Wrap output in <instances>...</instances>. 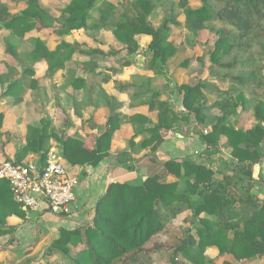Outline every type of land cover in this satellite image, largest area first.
Returning a JSON list of instances; mask_svg holds the SVG:
<instances>
[{
	"label": "trees",
	"instance_id": "obj_1",
	"mask_svg": "<svg viewBox=\"0 0 264 264\" xmlns=\"http://www.w3.org/2000/svg\"><path fill=\"white\" fill-rule=\"evenodd\" d=\"M198 1L199 6L193 8L187 0H118L117 4L102 0L91 26L109 27L120 48L82 49L77 42L60 40L51 50L37 40L31 49L21 51V59L26 62L47 61L50 75L64 69V61L73 53L85 57L79 63L82 74L71 76L73 90L81 91L80 99L72 98V106L80 116L81 108L92 106L99 98L107 115L104 129L93 134L90 147L78 138L65 136L47 118H41L36 125L28 126L25 144L14 153L17 161L34 154L42 163L50 141L54 140L60 144L61 154L70 166L95 167L110 157L111 137L121 123L127 122L133 134L114 158L117 165L132 170L135 151L147 150L145 155L154 152L161 142V131L171 130L177 121L190 116L206 130L198 134L204 145L203 155L208 158L222 146L230 148L229 162H223L219 171L192 160L169 159L140 183L110 182L97 199L91 220L72 229L60 228L58 236L44 250L46 256L59 254L66 260L59 264H152L156 253L168 254V264L183 261L216 264L206 260L207 247L215 248L224 257L219 264L264 255V198L252 192L253 165L264 158V0ZM22 2L25 7L11 13L0 0V30H10L5 38V51L14 58L18 53L13 34L21 38L37 21L44 27L55 23L58 34L83 29L98 0H67L57 17L51 16L40 0ZM158 7L166 9L168 16L153 27L148 18ZM169 23L191 32L202 29L214 32L217 38L209 49L208 73L228 82L225 90H218L203 79L174 85L183 112L174 110L169 100L161 99L159 90L151 89L152 77H143L139 83L111 81L110 73L119 69L99 70L97 59H93L121 52L127 57L136 55L139 45L135 35L141 34L150 39L151 54L146 62L159 72L176 52L167 39ZM21 62V79L10 82L8 75H0L4 94H15L32 73L30 65ZM130 62L126 58L122 66ZM186 63L187 60L182 64ZM110 82L112 92L104 87ZM41 88L36 85L37 91ZM204 88L218 91L211 103L204 97ZM119 93L126 94L129 107H145L147 114H122ZM238 108L242 112L251 110L257 123L247 129L229 124L227 119L236 115ZM213 109L219 114L210 116ZM1 118L2 114L0 127ZM166 175L176 179L167 181ZM185 211H188L187 225L179 228L172 220ZM10 215L25 218L24 211L12 199L8 181L0 179V236L14 231L6 221ZM179 257L184 260L179 261Z\"/></svg>",
	"mask_w": 264,
	"mask_h": 264
},
{
	"label": "rangeland",
	"instance_id": "obj_2",
	"mask_svg": "<svg viewBox=\"0 0 264 264\" xmlns=\"http://www.w3.org/2000/svg\"><path fill=\"white\" fill-rule=\"evenodd\" d=\"M101 1L102 0H98L95 7L90 10L88 25L83 29L58 34L55 30L57 27L55 23L44 27L37 21L30 31L22 34L21 38L13 34L12 37L14 42L17 43L16 51L18 53L15 58L5 51V38L10 35V30H0V75H8L10 82L16 79H21L23 68L21 60L25 64L28 63L32 69V73L27 77V82L22 83L18 90L15 91V94H4V87L0 84V114H2L0 127V131H2L0 134L1 156L5 157V154L3 153L4 148L5 150H10L11 153L14 154L20 147H22L25 144V136L28 126L36 125L43 117L47 118L52 123V126L62 131L65 136L78 138L88 147L92 144L93 134L96 132L99 133L104 129L105 122H102L103 113L99 106V104H102L101 99L96 98V102H99H95V104L87 108H81L79 111L80 114L82 113L83 115L79 114L80 116L76 115L72 106V98L75 97L80 99L81 97V91L73 90L70 85L71 76L79 75L78 73H80L79 63L82 61H80L81 56L78 53H73L69 60L64 61V65H66V67L62 70H56V72L52 75L47 73V61H31L27 59L26 62L21 59L20 56L22 50L28 51L33 47L37 40L42 41L47 48L51 50L58 45V41L60 40L70 44L77 42L81 44L82 49L86 47L95 48L98 46L100 48H104V51H108L110 49L116 50L117 48H120V44L115 41L109 27L96 28L91 26L92 23L96 21L98 15L97 6L101 3ZM108 1L114 4H117L118 2V0ZM173 1L177 2L178 0ZM187 1L188 5L193 8L199 6L198 0ZM1 2L8 6L11 13H18L25 7L22 0H1ZM66 2L67 0H40V4L53 17H57L59 15L60 9ZM180 11V9L176 10L177 13ZM167 16V10L162 7H158L148 19L153 27H157ZM178 20L181 21L182 17L178 16ZM169 27L170 31L167 39L173 44V46L176 47V52L173 57L163 64V68L159 72L150 67L149 63L146 62V59L149 58L151 54L148 49V42L146 43L149 37L147 38L138 34L135 35V38L139 45V52H137L136 55L139 54V56L134 60L138 65L134 64L135 68L133 70L129 69L128 65L122 66L123 59L130 58L123 54V52L117 55H108L100 59L95 56L93 59H97L96 62L104 65L103 67L110 66L119 69L118 72L110 73L111 79L116 77L120 80L124 79L126 82L139 83L143 77H152V80L150 81L151 89L159 90L161 92V99L169 100L173 105L174 110L183 112L184 110L181 105V97L174 89V85L203 79L207 82V84L214 85L218 90H225L228 86V82L225 79H217L208 73L207 66L209 65V49L217 38V35L214 32L207 29L191 32L183 27L170 23ZM105 42H107V45H105ZM185 60H187V63L183 65L182 63ZM262 74L264 76V69ZM36 85L42 86L43 88L37 91ZM104 87L109 92L113 91V83L111 82L105 84ZM203 91L204 97L207 99L208 103H211L218 94V91L216 90L209 92L204 88ZM36 92H39L40 97L37 96L38 94ZM240 110L241 109L238 108L237 114L230 116L227 119L229 124L244 129L252 127L255 123H257L256 120L253 122L250 121L253 115L251 110L245 113ZM216 114H219L217 109H213L210 112V116ZM72 116L77 118H74L75 120L73 121L71 120V118H73ZM122 124L123 123H121L119 128L114 132L115 135H112L110 141V146H112V141L115 138L117 149H120L122 146L124 147V141L129 139L133 134L132 131L129 138L125 139L124 135L127 132L121 129ZM203 130L204 128L197 125L194 122L193 117L190 116L187 120L177 121L171 130H162L160 135L162 138L168 137L171 144L177 143L176 141L178 140L180 141L187 138H193L194 140H191V142L185 146L186 148L188 145V149L186 150L189 152L186 155L181 156V159L199 162L205 166L211 167L215 171H219L223 162H229L230 148L222 146L219 148V152L207 158L205 154L203 155L202 151L204 149V145L198 136V134ZM139 138L140 137L136 138V141H138ZM222 139L224 140L223 137ZM54 142L60 149V144L57 141ZM262 146L264 147V142ZM49 147H51V145H49ZM145 151L147 152V150ZM156 151L157 150L148 153V155L152 158L159 156L161 153L160 150ZM139 152L140 151H135L133 155L138 154ZM166 153L163 156H166ZM167 154H169V158L173 157L172 159L180 157L178 156L180 155L179 152H177V155L175 152H168ZM160 156L163 157L161 154ZM78 173L79 176H81V171ZM134 174L136 173L124 170L122 171L120 180L129 183H136L138 179L134 181ZM139 176L140 175L138 174L137 177L140 178ZM175 179L176 178L173 175L169 177L167 175L165 176V180L167 181ZM110 180L111 179H108L109 182H107L110 183ZM181 184L182 181L179 180V186H181ZM91 199L94 198L91 197ZM97 199L95 200V203ZM95 203L92 205L90 204L91 206L85 208L84 211H89V213L91 212L93 215ZM70 211L55 215L58 217L62 215L69 216L70 213H72ZM43 214L44 211L34 214L29 219L26 218L27 220L23 221L24 226L21 227V236L16 233H9L0 239V248L8 247L12 250L18 248V250L23 251L22 253L18 251L16 253H12V255H14L13 258L15 259L12 262L4 260V258H2L3 256H0V262L2 264L66 263V260L59 254L54 256L44 255L45 247H47L51 241L58 236L59 229L63 227L58 228L57 226H52L50 216ZM187 215L188 211L179 213L176 218L172 220L173 224L179 228L186 226ZM91 217L88 218V216H85L81 218L79 220L80 224L83 225L90 221ZM70 221L74 222V224H70L72 227L67 229H72L80 225L77 224L76 220L70 219ZM204 255L206 260L212 261L216 264H219L224 260V257L219 255L217 250L213 247L205 248ZM153 257L152 264H168V254L166 253H156ZM179 259H181L179 261L184 260L181 257H179ZM183 264L189 263L188 261H183ZM234 264H264V255L247 260H240Z\"/></svg>",
	"mask_w": 264,
	"mask_h": 264
},
{
	"label": "crops",
	"instance_id": "obj_3",
	"mask_svg": "<svg viewBox=\"0 0 264 264\" xmlns=\"http://www.w3.org/2000/svg\"><path fill=\"white\" fill-rule=\"evenodd\" d=\"M138 35H141V34H138ZM141 36H145L148 38V36H146V35H141ZM149 40L150 39H148V41H146V43L147 42L149 43ZM105 45H107V42H105ZM101 49L104 50V48H102V47H101ZM138 56H139V54L131 56L130 57L131 59L129 58V60L132 61L128 65L129 69L133 70L135 68L134 64H137V62H135L134 60ZM125 59H123V60H125ZM85 60H86L85 57L81 56L80 61L84 62ZM99 66H100V68H99V70H100V69H102L101 66L103 67L104 65L99 64ZM108 67H110V66H108ZM81 71H82V69L80 66V70H79L80 73H78L79 75L82 74ZM147 76H149V75H147ZM113 80L119 81L121 83H132V82H126L124 79L120 80L119 78H116V77H113L111 81H113ZM117 98L123 104V107L121 109L122 114H125V115H130L133 113L147 114V109L145 107H140V106H134V107L130 106L129 107V101H128V98H127L125 93H119L117 95ZM97 102H99V101H97ZM99 106H100V109L103 113L102 122L103 121L105 122V118L107 115V109L104 105L103 100H102V104H99ZM80 115H83V114L81 113ZM74 118L76 119L77 117H73V118H71V120L74 121L75 120ZM250 121H252V122L255 121L253 115H252ZM248 128H250V127H248ZM121 129L127 132L124 135V138L125 139L129 138L130 133L132 132V126L127 122H123V124L121 125ZM244 129H247V128H244ZM191 140H194V139L193 138H187V139H183L180 141L178 140V141H176L177 143H175V144H171L170 141L168 140V137H163L161 139V142L158 144L159 146H158V148H156V150L157 151L160 150V152H161L160 154L162 156L165 155L166 152L167 153L168 152H170V153L175 152L176 155H177V152H179L180 155H178V156H180V157H178L177 159L178 160H184V159H181V156L186 155L189 152L188 150H186V149H188V145L186 148H185V146H186V144H189V142H191ZM50 145L51 146L52 145L57 146V144L53 140L50 141ZM123 148H124L123 146L120 147V149L116 148V140L114 138L112 141V146H110V157L107 159H103L97 166H95V167L71 166L70 167V172L78 174V180H79L78 181L79 183H78L76 190H75L76 198L70 207V209H71L70 212H72V213H70L69 216H63L62 215V216L58 217L51 212H47V211L44 212L43 215H47V216L49 215L50 216L52 226H57L58 228L59 227L71 228L72 226L70 224H74V222L70 221V219L76 220L77 224H80L79 220L81 218H83L85 216H88V218H90L92 213L91 212L89 213V211H84V209L87 208L88 206H91L92 204H94L95 200L98 198V196L103 194V192L106 190L107 185L109 184L108 179H111L110 182H112V181L123 182V180H120V176L122 174V171L125 170V171H131L132 173H136V174H134V176H135L134 181H136L138 179V181H136V183H140L143 180V178L147 174L152 173L158 165H160L161 163H163L166 160L173 158V157L169 158V154H167V153H166V156H163V157H161L159 154V156L154 155L156 158L153 157L154 162H151L152 157H150L148 154L145 155L146 151L142 150L138 154L133 155L134 160L132 162V165H133L132 170H127L124 166L117 165L115 158H114V155L116 154V152L118 150L123 149ZM3 153L5 154V157H7L9 155L14 156V154L11 153L10 150H8V149L5 150V148H4ZM0 155H2V154H0ZM30 155L34 156V154H28L26 157H28ZM263 162H264V158L262 160H260L259 162L255 163L253 165V170H252V178L254 180V186L252 188V192L260 199L264 198V168L262 166ZM79 171H81V176H79V173H78ZM137 172L140 175L139 176L140 178L137 177V175H138ZM167 176L169 177L171 175H167ZM91 197L94 199H91ZM83 206H84V208H83ZM34 214H38V213H34ZM24 220H27V219L26 218L20 219V218L16 217L15 215H10L6 218L7 223L14 227L13 233H16L17 235L21 234V227L24 226V224H23ZM20 224H23V225H20ZM8 234L9 233L1 235L0 239L3 236L8 235ZM20 248H22V247H20ZM45 249H46V247H45ZM17 251L20 253L23 252L22 250L21 251L18 250V248L14 249V250H12L8 247L0 248V256H3L2 258H4V260H9V262H12L13 260H15L13 258L14 255H12V253H16ZM11 264H13V263H11Z\"/></svg>",
	"mask_w": 264,
	"mask_h": 264
},
{
	"label": "built area",
	"instance_id": "obj_4",
	"mask_svg": "<svg viewBox=\"0 0 264 264\" xmlns=\"http://www.w3.org/2000/svg\"><path fill=\"white\" fill-rule=\"evenodd\" d=\"M70 167L56 145L48 148L42 163L35 155L20 161L13 155H0V179L8 181L12 199L27 219L38 212L60 214L71 210L79 180Z\"/></svg>",
	"mask_w": 264,
	"mask_h": 264
}]
</instances>
